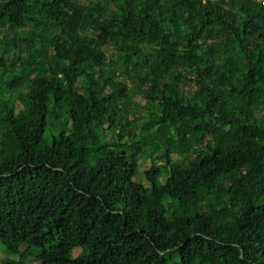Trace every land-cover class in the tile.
Instances as JSON below:
<instances>
[{
  "label": "trees",
  "instance_id": "trees-1",
  "mask_svg": "<svg viewBox=\"0 0 264 264\" xmlns=\"http://www.w3.org/2000/svg\"><path fill=\"white\" fill-rule=\"evenodd\" d=\"M0 253L264 264V3L0 0Z\"/></svg>",
  "mask_w": 264,
  "mask_h": 264
},
{
  "label": "rangeland",
  "instance_id": "rangeland-1",
  "mask_svg": "<svg viewBox=\"0 0 264 264\" xmlns=\"http://www.w3.org/2000/svg\"><path fill=\"white\" fill-rule=\"evenodd\" d=\"M172 156L175 158V157H177V154H173ZM141 160H142V158H139L138 161L140 162ZM3 256H4V254L0 253V258L3 257Z\"/></svg>",
  "mask_w": 264,
  "mask_h": 264
},
{
  "label": "built area",
  "instance_id": "built-area-1",
  "mask_svg": "<svg viewBox=\"0 0 264 264\" xmlns=\"http://www.w3.org/2000/svg\"><path fill=\"white\" fill-rule=\"evenodd\" d=\"M264 3V0H261Z\"/></svg>",
  "mask_w": 264,
  "mask_h": 264
}]
</instances>
